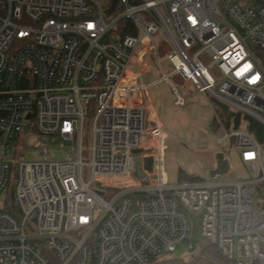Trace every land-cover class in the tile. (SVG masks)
<instances>
[{
    "label": "built area",
    "instance_id": "built-area-1",
    "mask_svg": "<svg viewBox=\"0 0 264 264\" xmlns=\"http://www.w3.org/2000/svg\"><path fill=\"white\" fill-rule=\"evenodd\" d=\"M258 48L264 0H0V264H148L195 226L235 264H264V145L243 120L264 125ZM147 58L162 72L150 83ZM160 80L176 105L188 99L176 82L190 81L233 112L227 125L213 107L216 144H235L250 180L164 184L147 93ZM56 139L72 142L62 159L47 147Z\"/></svg>",
    "mask_w": 264,
    "mask_h": 264
},
{
    "label": "rangeland",
    "instance_id": "rangeland-1",
    "mask_svg": "<svg viewBox=\"0 0 264 264\" xmlns=\"http://www.w3.org/2000/svg\"><path fill=\"white\" fill-rule=\"evenodd\" d=\"M151 66L149 73L144 75V81L150 83L162 76L161 70L151 58L146 59ZM133 67L138 68L133 64ZM180 93L188 95L185 105L175 104V94L171 86L165 80L151 85L148 97L152 102L153 109L162 124L164 131L163 148L161 151V173L166 185H177L187 180L180 176L184 171L188 175H196L199 180H210L219 183H230L236 181H247L251 175L240 159V151L232 142L223 147L217 146L216 137L223 134L222 129H216L213 125L214 110L219 109L220 104L212 97L203 92H195L194 85L188 81L184 84L177 83ZM93 113L86 117L85 128L91 131ZM244 127V126H243ZM39 139L33 135L23 146V157L25 162H37L41 160V149L33 146ZM91 139L87 138L84 155L90 158ZM72 146L71 141L56 139L48 141V149L52 159L64 158ZM15 149L12 147L11 152ZM224 152L228 160V172L214 177L210 171L216 166V154ZM255 202L258 206H264V186L262 183L256 185ZM200 239H193L191 243L181 244L169 256L189 258L196 254L200 248Z\"/></svg>",
    "mask_w": 264,
    "mask_h": 264
},
{
    "label": "trees",
    "instance_id": "trees-1",
    "mask_svg": "<svg viewBox=\"0 0 264 264\" xmlns=\"http://www.w3.org/2000/svg\"><path fill=\"white\" fill-rule=\"evenodd\" d=\"M258 58L261 60L264 67V48H258L256 50ZM180 81V80H178ZM227 125L230 124L233 112L229 110L225 105L220 104L219 107ZM243 120L246 122V129L252 133L256 139L264 145V125H262L256 119L250 116H243ZM180 176L190 180L194 179L193 176L186 174L184 171L180 172ZM263 186L264 183L262 182ZM260 211L264 214V206H258ZM199 251L189 258L166 256V257H153L148 264H235L229 260L220 252V250L214 244L210 243L204 238L199 240Z\"/></svg>",
    "mask_w": 264,
    "mask_h": 264
},
{
    "label": "water",
    "instance_id": "water-1",
    "mask_svg": "<svg viewBox=\"0 0 264 264\" xmlns=\"http://www.w3.org/2000/svg\"><path fill=\"white\" fill-rule=\"evenodd\" d=\"M240 119H241V112H238L234 119V129H238L239 124H240ZM226 172H228V160L225 158L223 152H218L216 154V166L214 167V169L210 171V173L213 176H216V175H219L221 173H226ZM136 174L137 176H140V177H143L145 175L142 172L140 160L137 161V173ZM194 220L197 223L198 218L194 216ZM193 238L200 239V234H199V230L197 226H195V228L193 229Z\"/></svg>",
    "mask_w": 264,
    "mask_h": 264
},
{
    "label": "crops",
    "instance_id": "crops-1",
    "mask_svg": "<svg viewBox=\"0 0 264 264\" xmlns=\"http://www.w3.org/2000/svg\"><path fill=\"white\" fill-rule=\"evenodd\" d=\"M152 107H153V105H152ZM153 111H154V109H153ZM155 112V111H154Z\"/></svg>",
    "mask_w": 264,
    "mask_h": 264
}]
</instances>
